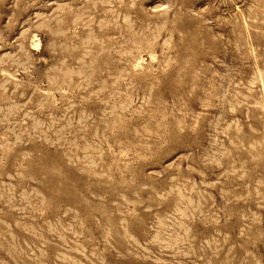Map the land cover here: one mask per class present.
<instances>
[{
	"label": "rangeland",
	"instance_id": "374dc122",
	"mask_svg": "<svg viewBox=\"0 0 264 264\" xmlns=\"http://www.w3.org/2000/svg\"><path fill=\"white\" fill-rule=\"evenodd\" d=\"M0 264H264V0H0Z\"/></svg>",
	"mask_w": 264,
	"mask_h": 264
}]
</instances>
